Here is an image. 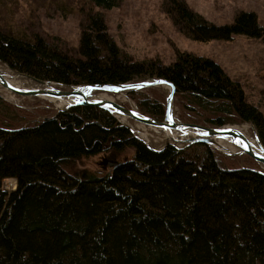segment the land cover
<instances>
[{"label": "trees", "instance_id": "obj_1", "mask_svg": "<svg viewBox=\"0 0 264 264\" xmlns=\"http://www.w3.org/2000/svg\"><path fill=\"white\" fill-rule=\"evenodd\" d=\"M78 1L84 18L75 52L57 37L0 23V61L71 86L164 77L175 84L179 120L253 124L264 145V112L214 58L179 51L171 64L135 60L95 9L120 0ZM164 8L201 41L236 33L264 40L255 11L216 24L187 0H165ZM149 89L127 95L162 120L166 96ZM34 119L0 97V264H264V169L251 156L204 142L154 149L98 106ZM109 151L127 155L105 171L67 168ZM6 181L16 188L8 191Z\"/></svg>", "mask_w": 264, "mask_h": 264}, {"label": "rangeland", "instance_id": "obj_2", "mask_svg": "<svg viewBox=\"0 0 264 264\" xmlns=\"http://www.w3.org/2000/svg\"><path fill=\"white\" fill-rule=\"evenodd\" d=\"M77 1L0 0V23L17 26L29 33L38 32L51 39L57 37L68 50L75 52L81 34L80 23L84 18L79 12L80 10L75 7ZM164 1L120 0L118 5L97 6L95 9L102 12L109 32L117 44L135 60L157 59L164 64H171L176 60L179 51H193L199 55L211 56L225 68L231 77L238 78L243 82L250 101L264 112V40L257 39L247 33H236L232 39L228 40L201 41L195 39L174 23L164 8ZM187 2L208 21L216 24L231 23L241 11H255L258 20L264 25V0H187ZM61 7L74 10L66 14L67 9ZM6 80L9 81L8 78ZM166 87L159 85L145 88V90L151 92L149 88H152L166 96L168 92ZM90 94L124 99V101H119L131 104L132 108L137 109L135 102L127 95L126 91L94 90ZM0 97L10 102L14 107L26 110L33 119L35 118L34 120L42 119L59 111L55 104L48 99L22 98L2 87H0ZM4 116V119L12 121L7 115ZM130 122L135 123L132 119ZM239 125L241 127L246 125L244 132L252 134L251 124L239 123ZM152 129L148 130L152 137L148 142L146 139L145 141L154 148L163 147L166 142L165 132ZM169 142L182 144L173 139H169ZM225 143L229 146L228 148L231 147L235 151H239L238 148ZM215 148L227 156H250L249 154H233L235 151L222 150L219 147ZM125 155L127 153L109 151L96 156L72 160L67 163V168L69 170L86 168L93 171H105L113 167ZM260 166L264 169V165ZM15 185L17 186V183ZM12 186V181L4 182V188L8 191L16 188V186L14 188Z\"/></svg>", "mask_w": 264, "mask_h": 264}, {"label": "water", "instance_id": "obj_3", "mask_svg": "<svg viewBox=\"0 0 264 264\" xmlns=\"http://www.w3.org/2000/svg\"><path fill=\"white\" fill-rule=\"evenodd\" d=\"M20 73V72H19ZM29 78H31L37 84H45L46 82H53L56 84L57 87L51 90H43V89H18L14 86L8 84L0 77V86L9 90L13 94L20 96L22 98L27 99H39L43 98L48 95H61L70 97L73 101L70 106L75 105H91V106H98L102 108H106L111 111L112 107L120 108L122 113L131 118L137 124L141 125L145 128H172L174 131L183 133V132H190L194 133V136L185 139V140H177L179 143L182 144H190L195 142H204L210 144L215 147H219V141L227 142L229 145H232L235 148H240V145L237 144V139H242L245 141H250L257 146V150L251 149H241L239 151L233 152V154H249L255 161H257L260 165H264V145L260 139L258 131L256 127L251 124L252 134H247L241 130H236L233 128H227V125L220 126V127H213L203 121H195V122H187L179 120L174 112V99L176 93V87L173 82L164 78V77H152L143 80H136L130 82H123V83H95V84H80L76 86L71 85H63L57 83L55 81L44 80L29 74L21 73ZM165 85L169 87V90L166 94V108H165V117L162 120L152 118L140 112V116L134 113L131 104L115 100V99H106L101 98L97 100H85V99H78L76 98V92L82 87L89 88L90 91L94 90H101V91H110V92H119V91H126L134 90V89H145L148 87ZM73 87H76L73 90ZM64 108V109H66ZM137 108V107H136ZM59 109V110H64ZM138 109V108H137ZM112 112V111H111ZM113 113V112H112ZM114 114V113H113ZM115 115V114H114ZM122 124L130 128L128 124L122 121L117 115H115ZM239 124V123H234ZM245 124V123H241ZM233 125V124H231ZM130 130L134 133V131L130 128ZM135 134V133H134ZM135 136L143 139L142 137L135 134ZM145 141V139H143ZM146 142V141H145ZM169 142V139L166 140L164 146ZM147 143V142H146ZM163 146V147H164ZM152 147V146H151ZM161 147V148H163ZM154 148V147H153ZM161 148H154V149H161ZM220 148V147H219Z\"/></svg>", "mask_w": 264, "mask_h": 264}, {"label": "bare ground", "instance_id": "obj_4", "mask_svg": "<svg viewBox=\"0 0 264 264\" xmlns=\"http://www.w3.org/2000/svg\"><path fill=\"white\" fill-rule=\"evenodd\" d=\"M0 77L5 82H7L8 84H10V85H12V86H14L15 88H18V89H27V90H29V89H43V90H51V89H54L55 87H57L56 84H54L53 82H46L43 85L37 84L31 78H29V77H27V76L19 73L18 71L12 70L9 66H7L6 64L1 63V62H0ZM6 78H8L9 81L6 80ZM0 87H2V86H0ZM75 88L76 87H73V90H75ZM166 88H168V90H169V87L168 86ZM119 92H124V91H119ZM89 93H91V91L89 90V88L82 87V88H80L78 90V92H76V98H78V99H85V100H97V99H101V98H106V99H115V100H122V101H124V99H120V98L117 99V98H112V97H106L104 95L95 96V95H92V94L89 95ZM43 98L52 101L55 104L56 108H58V110L59 109L66 108L73 101L70 97L61 96V95H57V94L48 95V96H45ZM133 110H134V113L136 115H138V116L141 115L140 112L138 111V109L133 108ZM111 111L115 115H117L120 119H122L123 122H125L126 124H128V126H130V128L134 131L135 134H137L138 136L142 137L143 139H146L147 142L150 140V138L152 137V135L148 131L149 128L142 127L141 125L137 124L135 121H134L135 123H131L130 122V119L131 118H129L128 116H126L125 114H123L120 108L112 107L111 108ZM227 128H233V129L241 130V131L244 132V128H246V125H242V127H241V125H239V124H233V125L228 124L227 125ZM152 130L153 131H156L157 130L158 132H160V131L165 132L164 134H166L165 135L166 140L167 139L185 140V139H188V138L194 136V133H190V132L180 133V132L174 131L172 128H166V127L165 128L155 127ZM237 141H239V142H237ZM219 142H220L219 143V147L222 150L235 151L231 147L228 148L229 146L225 142H222V141H219ZM236 142H237V144L240 145V148L241 149H243V148L244 149H251V148H253V149L257 150V146L254 143L250 142V141H245V140H242V139H237ZM240 148H238V150H240Z\"/></svg>", "mask_w": 264, "mask_h": 264}, {"label": "snow or ice", "instance_id": "obj_5", "mask_svg": "<svg viewBox=\"0 0 264 264\" xmlns=\"http://www.w3.org/2000/svg\"><path fill=\"white\" fill-rule=\"evenodd\" d=\"M237 142H239V141H237Z\"/></svg>", "mask_w": 264, "mask_h": 264}]
</instances>
